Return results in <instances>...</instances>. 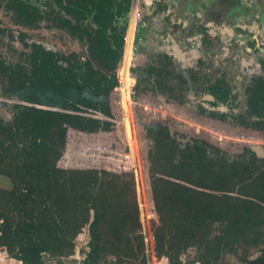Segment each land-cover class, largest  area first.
<instances>
[{"label": "rangeland", "instance_id": "obj_1", "mask_svg": "<svg viewBox=\"0 0 264 264\" xmlns=\"http://www.w3.org/2000/svg\"><path fill=\"white\" fill-rule=\"evenodd\" d=\"M26 1L42 7L52 0ZM6 2L0 0V55L7 63H26L25 52L35 40L46 48L86 57L90 65L81 73V80L85 81V73L93 79L104 74L113 79L90 90L91 106L75 103L105 120L99 119L94 130L66 124L64 150L73 159L69 165L121 172L135 188L144 260L121 264L168 262L154 248L153 225L159 217L155 191L206 203L216 213L243 214L249 225L264 230V187L260 182L183 160L160 161L154 166L148 154L155 135L166 130L182 146L198 147L208 141L209 149L215 146L229 158L247 159L254 153L264 157V118L248 112L246 93L253 77L264 76V0H132L125 14L116 19L113 39L119 57L115 69L92 53L86 39L59 22L19 17ZM216 81L228 91L226 100L211 93ZM22 82L0 62V118L13 126L21 104L15 99L23 97ZM159 83L171 85L174 94L161 89ZM113 152H130L131 158L118 162ZM0 187H11L8 176L0 174ZM93 233L88 224L78 228L66 253L50 256L44 264H81ZM251 251L250 257L258 253ZM194 253L190 248L182 259L189 260ZM113 259L107 254L99 264H114ZM17 260L0 246V264ZM220 264L246 263L236 254L226 253Z\"/></svg>", "mask_w": 264, "mask_h": 264}, {"label": "trees", "instance_id": "obj_2", "mask_svg": "<svg viewBox=\"0 0 264 264\" xmlns=\"http://www.w3.org/2000/svg\"><path fill=\"white\" fill-rule=\"evenodd\" d=\"M128 1L52 0L42 8L9 0L8 6L21 16L59 22L86 39L92 53L115 69L119 50L113 34L116 19L125 14ZM29 46L26 63H7L0 55V62L11 74L24 81L19 102L67 112L27 107L17 112L14 126L0 118V174L11 181L10 188L0 187V246L21 264H44L50 256L64 255L78 228L88 224L94 233L81 264H99L107 254L114 257V264L143 261L136 190L126 183L124 174L106 168L57 165L65 147L66 124L94 130L99 119H104L75 103L91 106L90 90L113 79L105 74L93 79L85 73L83 81L81 73L90 65L86 57L46 48L35 40ZM88 83L93 84L88 87ZM158 86L174 94L171 85ZM212 92L221 100L226 98L219 84ZM247 104L251 115L264 118V76L254 77L248 86ZM154 141L148 152L154 166L160 161L183 160L225 169L264 187V157L256 153L247 159L229 158L215 146L209 149L208 141L198 147L182 146L166 130L155 135ZM153 199L159 214L153 225L154 248L168 257L169 264H220L226 253L236 254L246 264H264V230L249 225L245 215L216 213L206 203L161 191H155ZM190 248L195 249L193 257L183 260ZM252 249L258 253L250 257Z\"/></svg>", "mask_w": 264, "mask_h": 264}, {"label": "flooded vegetation", "instance_id": "obj_3", "mask_svg": "<svg viewBox=\"0 0 264 264\" xmlns=\"http://www.w3.org/2000/svg\"><path fill=\"white\" fill-rule=\"evenodd\" d=\"M24 2H26V3H30V2H28V1H26V0H23ZM131 1L132 0H129L128 1V4L129 3H131ZM135 1H138V0H135ZM8 2H9V0H7V2H6V4H7V6H8ZM137 3V2H136ZM31 4H33V3H31ZM36 5V4H35ZM46 6H47V3L44 5V6H42V8H46ZM41 7V6H40ZM8 8H9V6H8ZM13 12H14V10L12 9V8H10ZM128 9V8H127ZM17 16H19V17H28V18H30L29 16H21V15H19V14H17L16 12H14ZM44 18H47V17H44ZM31 19H38V18H31ZM116 30V29H115ZM148 71H149V74H151V70H150V68L148 69ZM256 76H258V75H256ZM255 76V77H256ZM262 76V75H261ZM253 80H254V77L252 78V80H251V82L247 85V87H246V93H247V88H248V86L253 82ZM128 82H129V77L127 76V79H126V84H128ZM218 84H219V86H220V90H222L225 94L224 95H227L228 94V91L227 90H223L222 89V85H221V83H220V81H216L215 83H214V85H213V88H212V90L213 89H215V88H217V86H218ZM125 86V85H124ZM212 90H211V93L213 94V96L215 97V98H218V96L217 95H215L213 92H212ZM227 98V97H226ZM226 98L224 99V100H226ZM16 101H20V98H17V99H15ZM20 260V259H19ZM21 261V260H20ZM45 262V261H44ZM21 263H22V261H21Z\"/></svg>", "mask_w": 264, "mask_h": 264}, {"label": "water", "instance_id": "obj_4", "mask_svg": "<svg viewBox=\"0 0 264 264\" xmlns=\"http://www.w3.org/2000/svg\"><path fill=\"white\" fill-rule=\"evenodd\" d=\"M27 107H32L34 109H37V110H42V111H57L58 109H52V108H48V107H44V106H40V105H29V104H24V103H21L19 105V108H18V111H23L25 110ZM58 111H61V110H58ZM61 112H67V111H61ZM15 117V116H14ZM14 120V119H13ZM126 122H127V131L130 133V125H129V120L128 118L125 119ZM257 152L260 153V151L258 150L257 148Z\"/></svg>", "mask_w": 264, "mask_h": 264}, {"label": "built area", "instance_id": "obj_5", "mask_svg": "<svg viewBox=\"0 0 264 264\" xmlns=\"http://www.w3.org/2000/svg\"><path fill=\"white\" fill-rule=\"evenodd\" d=\"M117 76H119V74H120V70L118 69L117 71ZM115 155L114 156H112L113 158H114V160L115 161H127V160H130V158H131V153L130 152H127V153H116V152H113ZM167 258V260H168V262H167V264H169V259H168V257H166Z\"/></svg>", "mask_w": 264, "mask_h": 264}, {"label": "crops", "instance_id": "obj_6", "mask_svg": "<svg viewBox=\"0 0 264 264\" xmlns=\"http://www.w3.org/2000/svg\"><path fill=\"white\" fill-rule=\"evenodd\" d=\"M65 145L67 146V143H66ZM72 160H73L72 158H69V155L67 154L66 150H64V153H63V155L60 157V159L58 160L57 165L60 166V167H74V166H72V165H69V163H67V162H69V161L72 162ZM62 163H64V164H62ZM16 262H17V263H15V264H19V263H18L19 260H17Z\"/></svg>", "mask_w": 264, "mask_h": 264}]
</instances>
